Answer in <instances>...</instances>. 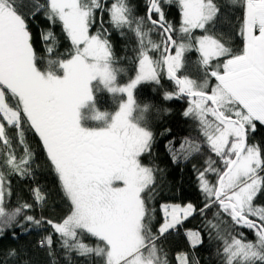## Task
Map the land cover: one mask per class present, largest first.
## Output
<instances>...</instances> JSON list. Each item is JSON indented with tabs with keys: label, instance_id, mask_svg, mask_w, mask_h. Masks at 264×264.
I'll return each instance as SVG.
<instances>
[{
	"label": "snow or ice",
	"instance_id": "snow-or-ice-1",
	"mask_svg": "<svg viewBox=\"0 0 264 264\" xmlns=\"http://www.w3.org/2000/svg\"><path fill=\"white\" fill-rule=\"evenodd\" d=\"M232 2L242 3L244 7L240 31L243 48L240 51L234 52L212 35L196 37L203 65L227 57L222 65L217 64L216 70L211 71L210 75L217 83L209 95L204 91L208 87L207 80L197 84L187 77L178 78L183 53L190 45L181 43L177 47L170 35L167 41L176 48L174 55H163L162 61L153 60L147 50H142L135 78L124 87L113 86L116 77L109 67L108 41L99 35H89L93 8L100 7L96 0H92L91 5L86 0H50L46 14L49 20L58 18L62 22L75 46V55L58 62L64 70L62 78L51 74L45 77L34 66L37 57L30 44L25 19L18 14L12 0H0V114L8 125L19 127L21 113L5 103L6 88L18 98L31 127L41 138L47 157L62 183V191L70 201L71 209L60 222L46 221L59 234L64 247L75 249L80 255L103 254L107 264H167L156 256L153 243L156 237L148 231L146 222L151 221L152 215L142 195L148 191L151 199L154 191V169L143 166L139 160L142 153L150 150L153 134L128 119L134 102L133 90L142 81L159 83L158 66L163 63L168 78L179 85V93L193 98L194 108H189L184 115L195 114L207 145L223 165L221 171L213 166L215 161L209 163L206 160L205 169L199 172L201 191L214 198L206 202L205 207L218 203L236 224L255 230L258 237L255 244L241 239H232L231 243L225 240L223 252L227 255V264L234 261L237 264L241 261L264 264V207L254 204L264 190V176L260 175L264 171V159L261 149L248 143L250 132L256 130V122L264 125V0ZM150 4L149 11L159 13L163 21L164 14L158 0H150ZM178 6L180 31L189 38L194 29L205 30L219 11L213 0H178ZM127 13L123 4H113V24L118 28L130 25ZM170 29L171 25H168L164 32ZM157 47L152 45L153 49ZM97 76L103 78L106 85H111L110 91L126 93L127 102L121 104L109 127L85 130L78 123V107L92 99L89 82ZM172 98V94H165V99ZM209 101L213 107L207 106ZM209 113L215 122L207 119ZM3 137L5 127L0 124V138ZM4 143L9 141L5 139ZM183 147L182 143L181 149ZM196 150L199 151V146ZM170 154L175 162L177 155L172 150ZM184 158L187 159V155ZM7 163L22 176L29 171L22 166L27 164L26 161L18 165L9 159ZM206 173L217 176L216 185L210 184L205 178ZM4 179V174L0 173V235L14 224L22 232L28 230L26 224L29 227L40 225L41 221L32 215L17 222L22 209L31 205L7 207ZM161 210L165 220L159 234L163 235L181 225L194 209L189 203L183 208L178 204H162ZM5 216L7 219H3ZM249 216L257 217L260 223ZM85 234L104 246L92 248L81 242ZM188 236L193 247L202 243L198 233L189 232ZM47 243L51 245V236L47 237ZM146 248L148 255L144 256Z\"/></svg>",
	"mask_w": 264,
	"mask_h": 264
},
{
	"label": "trees",
	"instance_id": "trees-1",
	"mask_svg": "<svg viewBox=\"0 0 264 264\" xmlns=\"http://www.w3.org/2000/svg\"><path fill=\"white\" fill-rule=\"evenodd\" d=\"M86 2L92 4V0ZM96 2L100 7L93 8L89 35H99L101 39L108 41L111 65L117 71L113 81L116 85L124 86L134 79L142 50H147L153 60L162 61L169 43L159 24H163L164 27L171 25L169 33L176 43L184 41L190 45L183 54L182 66L178 69L177 76L187 77L197 84L207 80L208 87L204 91L209 95L217 82L211 77V71L216 70L217 64L222 65L227 57L216 58L211 60L209 65H203L196 37L212 35L234 52L243 48L240 31L244 7L239 2L213 0L219 9L213 22L206 25L205 30L194 29L191 38L180 31L181 12L178 0H172L170 3L158 0L164 14L163 21L160 20V14L154 10L149 17L150 0H96ZM12 3L18 14L25 19L30 44L37 57L34 60L37 71L44 75L62 76L64 70L58 62L71 59L75 55V46L63 29L62 22L58 18L49 20L46 13L50 0H12ZM113 4L117 6L123 4L128 9L130 25L118 28L113 24L111 19ZM153 21L156 23L153 24ZM152 45L158 47L153 49ZM49 48L52 49L51 52L48 51ZM174 50L175 47L173 53ZM49 60L52 62L49 63ZM220 71L222 72V67ZM158 72L159 83L143 81L134 89V100L137 104L148 106L145 118L140 121L139 126L153 134L150 150L142 153L139 160L143 166L154 169L152 185L154 191L151 192V199L148 191L142 195L152 215L151 221L146 222L148 231L156 237L153 243L157 247L159 255L157 258L159 261H166L167 264H179L178 256L185 254L188 264H227V255L223 252L225 240L231 243L232 239H241L255 244L258 237L255 230L236 224L220 209L218 203L209 208L205 207L206 202L214 198L207 197L201 191L199 172L205 169L206 160L209 163L215 161L213 166L221 171L223 165L207 145L202 134L203 128L195 114L184 115L189 108H194L191 107V97L179 93V85L175 80L168 78L163 63L158 66ZM98 85L100 88L93 92L92 100L99 111L107 112L110 116L117 110L124 95L110 93L103 83ZM4 92L9 107L21 113L19 127L10 126L1 118V123L5 127V137L0 138V173L5 177L6 206L15 208L24 204L31 205L28 209H22V215L17 217V222L23 221L26 215H32L40 220L41 224H33L31 227L26 224L25 227L28 229L26 232H22L15 224L11 228H5L3 235H0V264H100L105 255H97L95 252L80 255L75 249L69 250L63 246V240L54 228L46 223L48 220L53 223L60 222L69 213L71 204L62 191V183L47 157L43 142L23 113L18 98L13 97L6 88ZM166 93L172 94L173 98L165 99ZM207 106L213 107L210 101ZM207 119L215 122L210 113ZM256 125V130L249 134L248 143L257 145L264 159V125L259 122H256ZM87 127L97 126L88 122ZM5 139L9 143L5 144ZM197 146L199 151L196 150ZM170 150L178 157L175 162ZM185 155L187 159L184 158ZM9 159H13L18 165L26 161L27 164L22 166L29 169L27 175L22 176L14 172L12 166L7 163ZM260 175L264 176V171H261ZM205 178L210 184H217L215 174L206 173ZM37 196L40 199H37ZM189 203L194 207L193 215L175 230L160 235L159 228L164 223L161 205ZM254 204L264 207V190L254 200ZM251 219L260 223L259 219L252 217ZM188 231L197 232L202 243L193 247L187 235ZM48 236H51V245L47 243ZM81 242L92 248L104 246L102 242L87 234L81 237ZM145 250L147 248L143 251ZM233 264L237 262L234 261ZM240 264L247 262L241 261Z\"/></svg>",
	"mask_w": 264,
	"mask_h": 264
},
{
	"label": "rangeland",
	"instance_id": "rangeland-1",
	"mask_svg": "<svg viewBox=\"0 0 264 264\" xmlns=\"http://www.w3.org/2000/svg\"><path fill=\"white\" fill-rule=\"evenodd\" d=\"M181 43H183V44H185V45H189L187 42H182V41H180V42H178V43H176V46L178 47L179 46V44H181ZM197 47H198V44H197ZM190 47H188V48H186V50L187 49H189ZM175 50H176V48H175ZM175 50H174V53L172 52V55H174L175 54ZM185 50V51H186ZM184 54V53H183ZM183 57V56H182ZM42 74V73H41ZM42 75H44V74H42ZM63 75H64V73H63ZM63 75L62 76H60V77H58V78H62L63 77ZM45 77H47L48 75H44ZM135 78V77H134ZM93 82H97V83H93ZM131 82V81H130ZM129 82V83H130ZM143 82V81H142ZM93 83V84H92ZM99 83H103L102 82V78L101 77H99V76H97L95 79H93V80H91L90 82H89V88H90V91H91V95H92V99H93V92L96 90H99ZM141 83V82H140ZM217 83V82H216ZM105 86H107L108 88H107V90L110 92V93H118V94H123L124 95V99L120 102V104H119V106H118V108H117V110L113 113V114H111L110 116H108V113L107 112H101V111H99L97 108H96V106L94 105V102H93V100L92 99H90V100H87V101H85L83 104H81L79 107H78V123H79V125H80V127H82V128H84L85 130H100V129H104V128H107V127H109L110 125H111V123H112V119H113V117H114V115H115V113L117 112V111H119V108H120V106H121V104L122 103H126L127 102V94L126 93H120V92H113V91H110V87H111V85H106L105 83H103ZM114 84V83H113ZM127 85V84H126ZM126 85H124V86H126ZM113 86H115V87H124V86H121V85H116V84H114ZM133 98H134V90H133ZM191 99H193V98H191ZM5 103H6V101H5ZM191 107H194V105L192 104V101H191ZM110 117V118H109ZM1 118L2 119H4L3 118V115L2 114H0V124H2L1 123ZM87 118H89V119H87ZM88 122H91V123H93V124H96V126L97 127H93V128H90V127H87V124H88ZM98 124H101V125H98ZM262 176V175H261ZM5 193H6V184H5V182H4V196H5ZM169 205H172V204H169ZM178 205H180V204H178ZM188 204H186V205H180L182 208L183 207H186ZM259 207V206H258ZM193 209H194V207H193ZM193 213H194V210H193ZM193 213H192V215H193ZM192 215H190L189 217H191ZM164 217V216H163ZM188 217V218H189ZM252 216H249V218H251ZM187 218V219H188ZM252 218H256V219H258L257 217H252ZM164 220H165V218H164ZM186 220V219H185ZM178 227V226H177ZM170 231V230H169ZM189 232H195V231H188L187 232V235H188V233ZM197 233V232H196ZM189 237V236H188ZM190 240V239H189ZM190 244H191V241H190ZM192 245V244H191ZM156 246V245H155ZM156 250H157V247H156ZM143 254H144V256H147L148 255V249L147 250H145V251H143ZM156 256L158 257L159 255H158V252L156 251ZM187 257H186V255L185 254H180L179 256H178V260H179V264H182V262L184 261V260H186L187 261V259H186ZM100 264H107V259H106V256H104V258H103V260H102V262L100 263ZM188 264V263H187Z\"/></svg>",
	"mask_w": 264,
	"mask_h": 264
},
{
	"label": "clouds",
	"instance_id": "clouds-1",
	"mask_svg": "<svg viewBox=\"0 0 264 264\" xmlns=\"http://www.w3.org/2000/svg\"><path fill=\"white\" fill-rule=\"evenodd\" d=\"M110 69L113 71V75L116 76V69L110 64L109 65ZM102 82H104L102 78ZM148 106L147 105H139L137 102L134 100L133 105L128 113V119L131 123L136 124L139 126V123L141 120L145 118V110ZM3 219H7V216H5Z\"/></svg>",
	"mask_w": 264,
	"mask_h": 264
},
{
	"label": "water",
	"instance_id": "water-1",
	"mask_svg": "<svg viewBox=\"0 0 264 264\" xmlns=\"http://www.w3.org/2000/svg\"><path fill=\"white\" fill-rule=\"evenodd\" d=\"M150 7H151V4H150ZM150 7H149V10H150ZM149 10H148V15H149V17H151L153 11L150 12ZM159 25L161 26V24H159ZM162 28H163V30H164V27H162ZM165 34H166V37H168V36L170 35L169 32H165ZM170 36H171V35H170ZM171 37H172V36H171ZM172 40H174L173 37H172ZM173 49H174V47H171L170 44H169L166 55H168V54H172ZM178 78H179V77H178ZM182 95L185 96V97H189L186 93H183ZM210 103H211V102H210ZM212 106H213V105H212ZM250 219H251V218H250ZM256 222H257V221H256ZM257 223H259V222H257Z\"/></svg>",
	"mask_w": 264,
	"mask_h": 264
}]
</instances>
